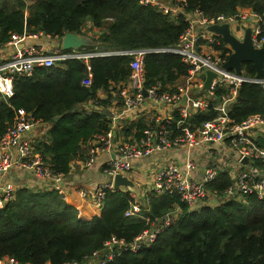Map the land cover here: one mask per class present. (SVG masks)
I'll use <instances>...</instances> for the list:
<instances>
[{"label": "trees", "instance_id": "obj_1", "mask_svg": "<svg viewBox=\"0 0 264 264\" xmlns=\"http://www.w3.org/2000/svg\"><path fill=\"white\" fill-rule=\"evenodd\" d=\"M185 2L187 10L197 8L206 17L249 9L264 19V0ZM86 21L100 28L96 36H88L91 42L84 47L88 51L168 47L187 28L181 16L172 18L139 0H0L2 42L11 34L37 30L59 37L67 31L85 35L81 29ZM216 47L226 49L222 41ZM130 60L128 55L91 57L87 64L67 59L58 66L38 67L30 77L14 79V95L7 99L0 95V135L19 109L48 123V139L36 143V149L53 172L66 175L74 158L85 157L83 145L109 129L110 119L103 109L111 93L128 79ZM241 68L246 75H255L250 62ZM187 70L179 55L146 54L144 86L159 83L160 90L173 91ZM89 76L90 85H82V79ZM98 90L107 92L108 98L100 100ZM225 91L224 87L215 89L216 98ZM87 102L93 103L88 109L83 106ZM255 113L264 114V89L258 83L243 82L230 116L238 123ZM215 115L209 108L191 114L188 121L199 124ZM144 126L141 116L121 124L116 135L128 141L139 139ZM256 142L264 147V137H257ZM228 182L220 175L213 187L223 189ZM129 192L107 191L97 213L85 217L75 203L51 188L19 187L14 200L0 208V257L10 255L32 264L82 261L112 235L131 240L178 206V219L157 233L150 246L123 252L107 264H264V199L248 196L246 204L229 201L188 211L177 195L150 193L143 217H134L124 214L131 201Z\"/></svg>", "mask_w": 264, "mask_h": 264}, {"label": "built area", "instance_id": "obj_2", "mask_svg": "<svg viewBox=\"0 0 264 264\" xmlns=\"http://www.w3.org/2000/svg\"><path fill=\"white\" fill-rule=\"evenodd\" d=\"M139 1L156 6L172 18L181 16L187 22V28L175 45L129 50H67L61 47L63 36H53L42 30L14 33L6 41H0V95L6 99L12 97L13 80L32 76L38 67L58 66L59 62L67 59H80L87 64L91 57L128 55L131 57L128 79L115 90L114 98L109 99L113 103L120 98L123 110L113 116L106 132L97 134L94 141L88 144L82 164L89 167L100 153L111 154L102 167L105 180L77 187L79 197L90 201L99 210L107 191L129 190L127 187H113L115 175L121 174L130 178L138 188L137 193L129 192L131 201L125 216H142L150 193L156 196L177 195L188 211L217 207L229 201L242 204L248 202V196L264 199V147L256 142L257 137H264V114H250L238 123L230 116L231 104L241 83H258L264 89V78L250 77L242 68L239 74L223 68L222 63L231 49L224 43L225 50L216 47L221 44L220 37L207 29L210 24L228 22L230 31L241 39L248 24L252 44L259 48L264 46L263 16L249 9H239L233 14L206 17L197 8L187 10L185 0ZM149 53L179 55L188 66L184 82L173 91L160 90L159 83L145 87L144 56ZM206 70H212L215 75L209 87L200 91ZM81 83L89 86L90 76L82 79ZM218 87H224L226 91L216 98L215 89ZM143 88L146 89V96ZM183 95L186 96L184 105L181 104ZM142 108H154L157 112L150 119L142 116L145 126L140 138L128 141L117 136L116 131L121 125L117 119L123 113L132 114ZM209 108L216 112L213 118L199 124L188 121L191 114ZM35 120L39 119L19 109L0 135V208L13 201L17 189L22 187L10 180L13 168L29 171L39 181L38 189L51 188L67 200L66 175L50 169L25 133L29 122ZM169 151L175 154L169 155ZM156 153H164L167 160L159 163L152 172L150 186L143 187L140 181L131 177L132 161ZM220 175H225L229 181L223 189L213 187ZM179 212L178 209L164 214L131 240L112 235L103 241L101 249L93 250L82 261L63 264H107L123 252L148 247L157 233L178 219ZM0 264L32 263L3 255Z\"/></svg>", "mask_w": 264, "mask_h": 264}, {"label": "crops", "instance_id": "obj_3", "mask_svg": "<svg viewBox=\"0 0 264 264\" xmlns=\"http://www.w3.org/2000/svg\"><path fill=\"white\" fill-rule=\"evenodd\" d=\"M81 31L86 36L93 37L94 35H97L99 33L100 28L94 27L92 26L90 21H86V23L82 26ZM84 47L85 46L83 47L81 46L78 48L84 49ZM70 49H75V48L71 47ZM183 82H184V77L180 78L176 82V84L180 85ZM125 83L126 82H121L120 84L123 86ZM113 93L114 92L111 93L112 96L110 94L111 99L114 98ZM201 94L203 93H197V95H201ZM97 97L100 100L103 99L105 100L108 98V93L103 90H98ZM110 103L111 104L107 108L103 109V112L105 111L104 113L106 117L110 119V123H111L113 116L117 112H121L123 110V103L120 98H116L115 102L112 103V101H110ZM84 104H83L84 106H88V107H91L93 105L92 102H87ZM150 112L156 113L157 110L154 108H142L139 111L132 112V114L123 113L121 117L117 120L120 124H129L131 123V121H134L141 116L147 118L146 114ZM158 112H160V110H158ZM48 127H49L48 123L42 122L40 120L29 122L25 133L29 137L31 144L34 146L35 150H37L36 143L44 140L46 141L48 139V134H47ZM93 141L94 138L83 145V149H84L83 152L85 153V155L88 144ZM167 153L169 155L175 154V153H171L170 151ZM111 156L112 155L109 153H100L98 157L95 159L94 163L89 167H84L82 165L84 157L81 158L78 156L70 162V169L65 177L68 183L66 201L75 203L78 208V211L85 217H91V215L96 214L97 209L93 207L90 201L81 199L76 191V188L84 184L94 185L97 184L98 182L105 180V175L102 172V167ZM166 160H167V156L164 153H156L150 157L135 160L133 161V169L131 170V177H133V179L135 180L140 181L143 187H148L150 186L152 172L156 169L159 163L161 164L163 161L165 162ZM10 180L15 181L25 187H30V188H37V186L40 187L39 181L33 178L31 173H29V171L22 168H13L10 174ZM178 209L180 208L177 206L173 208L171 211L176 212Z\"/></svg>", "mask_w": 264, "mask_h": 264}, {"label": "water", "instance_id": "obj_4", "mask_svg": "<svg viewBox=\"0 0 264 264\" xmlns=\"http://www.w3.org/2000/svg\"><path fill=\"white\" fill-rule=\"evenodd\" d=\"M207 29L217 36L220 37L224 44L229 45L231 51L227 59L222 63V67L225 69L233 70L235 73L239 74L241 72V67L244 62H250L255 69V76L258 78H264V46L254 47L251 41V27L248 25L244 29V34L241 39L234 36L230 31L228 22L221 24H210ZM90 38L85 35L65 32L61 47L63 49H70L83 47L90 44ZM215 73L212 70H206L205 79L203 86L200 90H206L212 80ZM143 94L146 96V89L143 88ZM186 96L183 95L181 104H185ZM105 112V111H104ZM113 187L118 189L119 187H127L131 191H136L138 188L134 182L121 174H116L113 179Z\"/></svg>", "mask_w": 264, "mask_h": 264}, {"label": "rangeland", "instance_id": "obj_5", "mask_svg": "<svg viewBox=\"0 0 264 264\" xmlns=\"http://www.w3.org/2000/svg\"><path fill=\"white\" fill-rule=\"evenodd\" d=\"M237 35H239V34H237ZM94 36H96V35H94ZM75 49H76V50H80L79 48H75ZM146 116H147L148 119H150V118L153 117V113L150 112V113L146 114ZM121 139H123V138L121 137ZM123 140H124V139H123ZM136 160H139V159H136ZM133 161H135V160H133ZM133 161H132V163H133ZM133 192H136V191H133ZM246 203H247V202L242 203V204H246Z\"/></svg>", "mask_w": 264, "mask_h": 264}]
</instances>
